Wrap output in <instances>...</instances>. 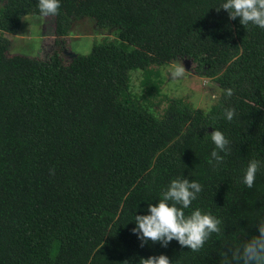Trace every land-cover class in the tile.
<instances>
[{
    "label": "trees",
    "instance_id": "1",
    "mask_svg": "<svg viewBox=\"0 0 264 264\" xmlns=\"http://www.w3.org/2000/svg\"><path fill=\"white\" fill-rule=\"evenodd\" d=\"M216 3L60 0L44 59L8 54L4 35L39 15L37 0H0V264H140L161 253L173 264H218L215 235L193 252L175 240L141 247L131 231L177 175L203 185L192 207L223 217L226 235L257 233L250 215L264 209V169L250 189L236 178L248 159L264 161V30ZM82 16L119 41L66 60L65 36ZM178 59L220 87L208 112L176 98L157 116L131 98L130 70ZM213 128L232 142L218 168L205 134Z\"/></svg>",
    "mask_w": 264,
    "mask_h": 264
},
{
    "label": "clouds",
    "instance_id": "2",
    "mask_svg": "<svg viewBox=\"0 0 264 264\" xmlns=\"http://www.w3.org/2000/svg\"><path fill=\"white\" fill-rule=\"evenodd\" d=\"M59 6L60 0H37L39 17L55 15ZM214 6L218 11L226 10L230 20L239 18V23L244 26L251 24L264 30V0H217ZM166 71L172 78H180L185 73V67L180 61L170 65ZM228 94H231V90H228ZM234 116L233 109L225 110L226 120L232 121ZM205 134L210 136L214 145L209 154V163L214 168L222 167L231 151L232 142L218 128ZM261 169H264V161L248 159L236 178L237 182L245 188H252ZM202 190L203 185L196 179H189L185 175L171 178L160 190L156 202L148 203L143 214H136L131 219L134 220L131 231L140 241V246L143 247L151 241L167 247L175 240L182 248L199 252L215 235L223 246L217 249L218 264H264V209L250 215L258 230L256 234L250 235L243 229H237L236 232L226 235L223 217L199 207H192L193 201ZM189 209L190 211H185ZM140 264H173V261L161 253L142 258Z\"/></svg>",
    "mask_w": 264,
    "mask_h": 264
},
{
    "label": "rangeland",
    "instance_id": "3",
    "mask_svg": "<svg viewBox=\"0 0 264 264\" xmlns=\"http://www.w3.org/2000/svg\"><path fill=\"white\" fill-rule=\"evenodd\" d=\"M4 35L10 39L8 54H25L45 59L54 48V19L26 14L22 16L16 33ZM65 39L66 60L76 54L89 53L93 43L104 39L119 41L114 28H100L95 20L87 16L72 18L69 35ZM180 61L185 67V73L180 78H172L166 70ZM195 66L196 63L191 59H178L161 65L153 64L147 70L132 69L129 73L128 93L132 99L157 116H161L167 105L176 98L208 112L217 102L221 89L213 78L198 74L194 70Z\"/></svg>",
    "mask_w": 264,
    "mask_h": 264
}]
</instances>
